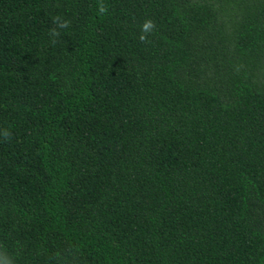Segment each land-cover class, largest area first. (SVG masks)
<instances>
[{"label": "trees", "instance_id": "trees-1", "mask_svg": "<svg viewBox=\"0 0 264 264\" xmlns=\"http://www.w3.org/2000/svg\"><path fill=\"white\" fill-rule=\"evenodd\" d=\"M0 264H264V0H0Z\"/></svg>", "mask_w": 264, "mask_h": 264}]
</instances>
